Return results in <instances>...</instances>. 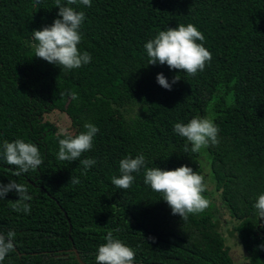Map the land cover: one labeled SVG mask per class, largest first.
<instances>
[{"label": "trees", "instance_id": "1", "mask_svg": "<svg viewBox=\"0 0 264 264\" xmlns=\"http://www.w3.org/2000/svg\"><path fill=\"white\" fill-rule=\"evenodd\" d=\"M71 7L85 13L78 48L92 60L68 71L36 58L32 47V32L59 18L55 0H0V144L23 139L44 159L17 177L0 158V183H22L32 197L30 214L7 204L19 199L15 191L0 203V231L16 233L3 264H80L73 249L82 264H95L109 231L135 250L134 264H235L221 227L237 239L245 264H264V220L253 207L264 194V0H91V7ZM189 23L212 54L204 71L190 77L148 65L144 44ZM160 73L169 83L180 80L166 90ZM67 92L77 99L60 96ZM53 113L68 119L73 135L85 123L98 127L92 150L80 158L97 161L87 175L79 161L58 159L64 137L48 119ZM195 117L214 121L219 144L186 153L173 127ZM139 154L145 168L186 165L206 171L205 178L210 169L209 208L186 221L172 215L144 183V168L133 173L130 189L116 188L119 162ZM71 176L80 183H69Z\"/></svg>", "mask_w": 264, "mask_h": 264}, {"label": "clouds", "instance_id": "2", "mask_svg": "<svg viewBox=\"0 0 264 264\" xmlns=\"http://www.w3.org/2000/svg\"><path fill=\"white\" fill-rule=\"evenodd\" d=\"M78 3L91 7V0H66V5L62 0H55L56 8L59 9L57 14L59 18L55 19L52 25L32 32L35 41L32 47L36 58L68 71L79 69L91 62L90 53L86 51L81 53L78 48L82 40L80 29L85 20L83 11L77 12L71 7ZM204 40V34L191 23L161 30L154 39L144 44L149 58L148 65H166L170 70H178L195 77L199 72H203L212 60V54L202 43ZM156 80L162 88L170 91L172 85L180 78L177 75L169 83L163 73H160ZM64 95L77 99L75 92L60 93V96ZM83 127L85 131L77 135L69 133L64 128L60 129L57 134L64 138L58 141V159L66 162L79 161L80 167L83 168L81 174L87 175V171L97 161L80 158L84 153L92 150L93 140L99 129L91 123H85ZM173 131L185 138L183 150L186 153L189 151L201 153L203 149L219 144V128L209 117H195L187 123H176ZM189 145H191L190 149ZM0 158H3L8 165L15 166L17 170L13 175L17 177L30 170L37 171L44 164L39 148L23 139H16L13 142L4 140L0 144ZM145 164L143 154L135 158L128 156L122 159L119 162L121 175L118 178L114 176L111 183L120 190H128L135 180L133 173L139 174L144 168V183L150 186L153 192L162 196L172 215H178L182 221H186L189 215H199L209 208L210 201L204 195L207 185L203 175L186 165L174 170H162L158 167L145 168ZM69 183L78 185L80 179L71 176ZM13 191L19 199L7 203L12 211L30 214L31 204L28 201L32 197L28 194L27 187L15 180H10L8 184L0 183V203H3L7 195ZM253 207L260 220H264V194L258 196ZM15 239L16 233L13 230L0 231V264H3L8 254L15 250ZM149 239L155 243L154 238ZM105 240L106 243L98 248L95 264H134L135 250L125 245L119 238H114L113 231L107 233ZM259 247L264 249V244Z\"/></svg>", "mask_w": 264, "mask_h": 264}, {"label": "rangeland", "instance_id": "3", "mask_svg": "<svg viewBox=\"0 0 264 264\" xmlns=\"http://www.w3.org/2000/svg\"><path fill=\"white\" fill-rule=\"evenodd\" d=\"M48 119L50 122H52L55 125V127L59 131L61 128H64L66 130L68 129L69 121L66 117H64L63 114L53 113V114L48 115ZM205 173H206V171H205ZM205 173L202 172V175L204 177H205ZM207 174H208V177L205 178V180L209 179V181L211 182L210 169L208 170ZM206 185H207L208 190L212 192V190H213L212 184L207 182ZM222 225L224 226V221H223ZM228 230L229 229H226V227H221V229H220V231L225 236V239H226L225 243L229 248V252H230V255L233 259V262L235 264H245L246 263L245 253L242 250V248L239 246L237 239L230 236Z\"/></svg>", "mask_w": 264, "mask_h": 264}, {"label": "water", "instance_id": "4", "mask_svg": "<svg viewBox=\"0 0 264 264\" xmlns=\"http://www.w3.org/2000/svg\"><path fill=\"white\" fill-rule=\"evenodd\" d=\"M73 252L75 253L76 258L78 259V262H79L80 264H82V262L79 260V257H78L77 252H76L74 249H73Z\"/></svg>", "mask_w": 264, "mask_h": 264}]
</instances>
